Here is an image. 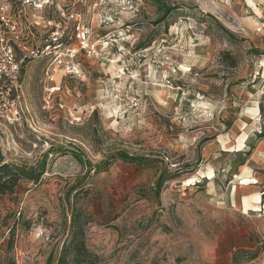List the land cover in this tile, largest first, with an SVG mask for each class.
<instances>
[{"label":"rangeland","instance_id":"rangeland-1","mask_svg":"<svg viewBox=\"0 0 264 264\" xmlns=\"http://www.w3.org/2000/svg\"><path fill=\"white\" fill-rule=\"evenodd\" d=\"M165 1L178 7L160 23L152 0L61 1L83 14L92 53L80 51L72 77L52 55L23 65V111L0 121V147L8 161L47 165L40 182L0 197V264H46L50 254L73 264L61 254L72 210L90 215L86 243L103 264H264V225L235 210L230 184L234 121L264 123L254 115L264 19L247 0ZM38 14L57 19L54 7ZM48 68L61 78L47 81ZM119 150L154 161L96 170ZM162 173L179 176L157 193Z\"/></svg>","mask_w":264,"mask_h":264},{"label":"built area","instance_id":"built-area-1","mask_svg":"<svg viewBox=\"0 0 264 264\" xmlns=\"http://www.w3.org/2000/svg\"><path fill=\"white\" fill-rule=\"evenodd\" d=\"M61 1L64 0H0V121L14 123L21 118L24 64L44 54L52 55L53 63L72 77L80 73V51L92 53L91 28L83 14L66 9ZM52 7L57 10V19L38 14ZM40 29L45 34L36 39ZM73 42L78 45L75 47ZM53 75L48 68L47 81L54 82ZM56 89L54 85L46 86L47 96ZM59 107L65 105L60 103Z\"/></svg>","mask_w":264,"mask_h":264},{"label":"trees","instance_id":"trees-1","mask_svg":"<svg viewBox=\"0 0 264 264\" xmlns=\"http://www.w3.org/2000/svg\"><path fill=\"white\" fill-rule=\"evenodd\" d=\"M152 1L156 2L162 11V15L157 19V23L165 20L167 16L178 7L176 5L169 4L165 0ZM228 33L232 37V34L230 32ZM71 154L82 164L90 163L79 151L72 152ZM115 160H123L142 165L150 164L154 161L153 158L148 156L134 155L125 150H119L118 152L108 156L105 160L96 163L95 168L99 172L105 171L107 167H109ZM46 165V158L35 167L8 161L0 147V197L7 194L13 195L24 181H30L34 183L40 182L44 173L46 172ZM178 176L179 174L162 173L156 181V192L160 193L167 181ZM89 221L90 215H83L76 210H72L71 220L70 223H68L70 235L64 242L61 254L73 255V264H103L101 256L91 251L86 243V225ZM13 229L14 226L10 227V232L12 235L9 238V247H12L13 245ZM254 257L255 256L252 258ZM54 260V255L50 254L46 260V264H54ZM12 264L16 263L13 262Z\"/></svg>","mask_w":264,"mask_h":264},{"label":"crops","instance_id":"crops-1","mask_svg":"<svg viewBox=\"0 0 264 264\" xmlns=\"http://www.w3.org/2000/svg\"><path fill=\"white\" fill-rule=\"evenodd\" d=\"M245 5H247L246 8L254 9L259 15V20L264 19V0H247ZM262 25L263 30L260 34L263 42L260 47L264 54V21ZM254 109L255 118L259 114L264 115V96L259 108ZM247 117V122L243 121L245 124L243 127L241 122L234 121L236 125L233 131L237 133L233 144L236 146L241 143V147L236 150L239 161L230 180V184L234 185L231 198L237 212L246 211L249 218L260 220L264 225V123L260 128L259 123L253 122L254 118ZM238 204L240 206H237Z\"/></svg>","mask_w":264,"mask_h":264},{"label":"bare ground","instance_id":"bare-ground-1","mask_svg":"<svg viewBox=\"0 0 264 264\" xmlns=\"http://www.w3.org/2000/svg\"><path fill=\"white\" fill-rule=\"evenodd\" d=\"M61 74H62V72L59 70V69H56L55 70V73H54V79L57 81L58 80V78H61ZM260 144V143H259ZM261 147V146H260ZM259 147V148H260ZM231 148H233V147H231ZM261 152V151H260ZM238 206H240L239 204H238Z\"/></svg>","mask_w":264,"mask_h":264}]
</instances>
